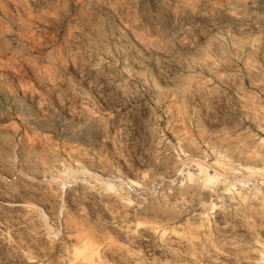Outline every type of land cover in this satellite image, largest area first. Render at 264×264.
Listing matches in <instances>:
<instances>
[{
	"label": "rangeland",
	"instance_id": "obj_1",
	"mask_svg": "<svg viewBox=\"0 0 264 264\" xmlns=\"http://www.w3.org/2000/svg\"><path fill=\"white\" fill-rule=\"evenodd\" d=\"M0 264H264V0H0Z\"/></svg>",
	"mask_w": 264,
	"mask_h": 264
},
{
	"label": "bare ground",
	"instance_id": "obj_2",
	"mask_svg": "<svg viewBox=\"0 0 264 264\" xmlns=\"http://www.w3.org/2000/svg\"><path fill=\"white\" fill-rule=\"evenodd\" d=\"M195 171V170H194ZM188 177V176H187ZM213 178V177H212ZM117 186V185H116ZM213 200V199H212ZM255 207V206H254ZM216 209V208H215Z\"/></svg>",
	"mask_w": 264,
	"mask_h": 264
}]
</instances>
